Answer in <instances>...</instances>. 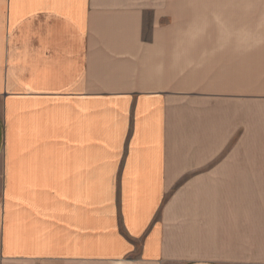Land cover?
<instances>
[{"label":"crops","instance_id":"1","mask_svg":"<svg viewBox=\"0 0 264 264\" xmlns=\"http://www.w3.org/2000/svg\"><path fill=\"white\" fill-rule=\"evenodd\" d=\"M0 264H264V0H0Z\"/></svg>","mask_w":264,"mask_h":264}]
</instances>
